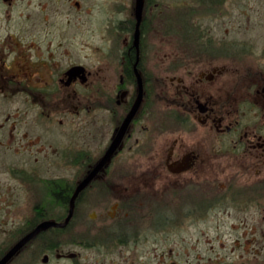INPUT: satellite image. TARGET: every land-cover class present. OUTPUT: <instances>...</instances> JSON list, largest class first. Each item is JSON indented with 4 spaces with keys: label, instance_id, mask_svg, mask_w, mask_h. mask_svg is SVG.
<instances>
[{
    "label": "flooded vegetation",
    "instance_id": "af4514ba",
    "mask_svg": "<svg viewBox=\"0 0 264 264\" xmlns=\"http://www.w3.org/2000/svg\"><path fill=\"white\" fill-rule=\"evenodd\" d=\"M30 5L0 0V101L28 104L0 110V257L43 221H65L77 185L132 115L108 163L75 194L67 223L40 229L6 264L27 252L44 263L264 264V68L241 60L249 45L233 51L213 24L181 13L168 20L177 42L170 68L147 66L145 33L160 3L144 0L137 44L136 19L127 20L123 44L87 66L65 59L63 36L52 44L48 0L37 21ZM140 164L158 166L165 178L156 188L132 189L129 167L118 171ZM168 207L173 237L231 212L230 226L250 236L237 234L229 253L212 251L209 236L166 251Z\"/></svg>",
    "mask_w": 264,
    "mask_h": 264
},
{
    "label": "rangeland",
    "instance_id": "374dc122",
    "mask_svg": "<svg viewBox=\"0 0 264 264\" xmlns=\"http://www.w3.org/2000/svg\"><path fill=\"white\" fill-rule=\"evenodd\" d=\"M30 1L31 5L28 7V11L33 13L34 19L37 21L40 14L39 3L41 0ZM75 1L79 2L78 6ZM48 2L51 9L50 32L52 44H57L63 36L62 38L66 40L64 43L65 49L68 50L64 53L65 59L67 61L77 60L87 66H95L97 63L104 62L108 53H114V50L123 44L124 22L135 19V0H69L65 2L62 0H48ZM19 3L22 6V2ZM159 3L157 9H154L153 6L151 10L152 19L149 20V31L145 33V54L147 56L145 61L147 66L153 68L162 63L163 68L165 66L170 68L175 55L173 46L177 42L176 33L174 32L175 25L173 26V23L169 21L174 19L177 14L185 13L192 20H195L196 25L198 23L205 24L206 22L213 24L229 49L236 51L238 45H249L251 50L247 49L246 52L248 53L241 60L244 61V64L264 68V0H159ZM70 44L72 48L68 47ZM228 54L230 55L228 60L232 59L238 65V52ZM244 64L243 66H245ZM26 106H28L27 102L0 101V110L3 114H10L15 107L26 108ZM6 124H9V122ZM84 148L88 155L91 151H94L88 150L85 143ZM118 167L120 172H125V167H129L126 171L129 170L130 180L128 182L132 189L156 188L159 179L165 178L160 176V169L158 170L157 165L140 164ZM122 168H124V171ZM162 214L164 219L160 234L162 235V248L166 251L171 247L176 248L178 247L176 245L191 241L192 238L202 241L209 236L212 251L229 253L232 252L230 249L233 247V239L237 234L241 237V241L250 236L248 229H238L230 226L231 221L236 217V214L231 212L226 214L211 213L210 228H203V224L192 225L188 229L182 230L185 232L181 235L182 237L180 235L173 237L170 224H166L170 221V218L165 217L170 215V207ZM220 219L224 223H214V220ZM145 230V234L150 237L151 233H146L147 229L145 228ZM180 237L182 240H180ZM184 237L185 239H183ZM73 246L70 245L67 248L74 250ZM1 247L3 246L0 245ZM237 251H239V248H236L235 252ZM241 251L245 252L244 248ZM27 253L23 254L15 264H64L55 258L44 263L41 261V253L36 255V259H34L35 255ZM229 262V260L224 261L227 264Z\"/></svg>",
    "mask_w": 264,
    "mask_h": 264
},
{
    "label": "water",
    "instance_id": "95a60500",
    "mask_svg": "<svg viewBox=\"0 0 264 264\" xmlns=\"http://www.w3.org/2000/svg\"><path fill=\"white\" fill-rule=\"evenodd\" d=\"M143 3L144 0H135V6H134V16L136 19V29L134 32V42L137 44L138 39H139V24L141 21L142 17V9H143ZM137 107V102L133 107V110ZM132 110V111H133ZM132 114H130L126 121L124 122L121 131L119 132L118 136L116 137L115 141L112 142L109 147L106 149L104 154L101 156V158L94 164V166L87 172L86 176L83 178V180L77 185L71 199H70V208L67 214V217L63 223H58L55 222L54 220H49V221H43L39 225H37L34 229L26 233L24 236H22L17 242H15L13 245L9 247V249L0 257V264H6V262L13 256L15 255L20 249L24 246V244L33 236L35 235L40 229L47 228L50 225H55V226H63L67 223L69 218L72 215V210H73V200L75 197V194L82 189L92 178L93 176L100 171L104 165L108 163L110 160V157L112 156L113 152L115 151L117 145H118V140L121 137L123 128L129 121V118Z\"/></svg>",
    "mask_w": 264,
    "mask_h": 264
},
{
    "label": "trees",
    "instance_id": "16d2710c",
    "mask_svg": "<svg viewBox=\"0 0 264 264\" xmlns=\"http://www.w3.org/2000/svg\"><path fill=\"white\" fill-rule=\"evenodd\" d=\"M66 196H67V194L65 191L58 189L56 192H54V197L58 198L59 200L65 199Z\"/></svg>",
    "mask_w": 264,
    "mask_h": 264
}]
</instances>
